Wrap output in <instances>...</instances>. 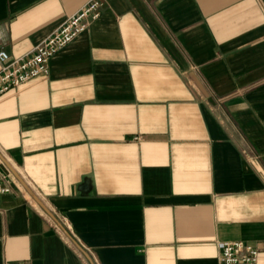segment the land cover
<instances>
[{
  "label": "crops",
  "instance_id": "0c3cea01",
  "mask_svg": "<svg viewBox=\"0 0 264 264\" xmlns=\"http://www.w3.org/2000/svg\"><path fill=\"white\" fill-rule=\"evenodd\" d=\"M91 0H0L28 53ZM0 98V264H264V0H100ZM33 194V195H32Z\"/></svg>",
  "mask_w": 264,
  "mask_h": 264
},
{
  "label": "built area",
  "instance_id": "2783aa9c",
  "mask_svg": "<svg viewBox=\"0 0 264 264\" xmlns=\"http://www.w3.org/2000/svg\"><path fill=\"white\" fill-rule=\"evenodd\" d=\"M81 10L68 17L52 34L35 45L28 53L10 58L0 41V98L11 90L19 88L49 72V62L62 48L85 32L91 22L100 17V0H91ZM0 175V194L9 192ZM218 264H257L259 250L244 241H223L218 243Z\"/></svg>",
  "mask_w": 264,
  "mask_h": 264
},
{
  "label": "water",
  "instance_id": "95a60500",
  "mask_svg": "<svg viewBox=\"0 0 264 264\" xmlns=\"http://www.w3.org/2000/svg\"><path fill=\"white\" fill-rule=\"evenodd\" d=\"M33 195V194H32Z\"/></svg>",
  "mask_w": 264,
  "mask_h": 264
}]
</instances>
